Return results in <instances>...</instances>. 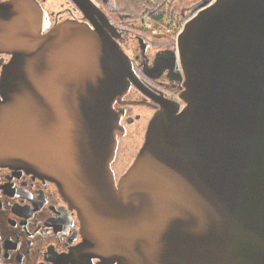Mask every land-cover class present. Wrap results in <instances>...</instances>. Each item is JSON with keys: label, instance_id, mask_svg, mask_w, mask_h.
I'll use <instances>...</instances> for the list:
<instances>
[{"label": "water", "instance_id": "95a60500", "mask_svg": "<svg viewBox=\"0 0 264 264\" xmlns=\"http://www.w3.org/2000/svg\"><path fill=\"white\" fill-rule=\"evenodd\" d=\"M19 7L4 6V17ZM24 8L30 25L15 32L0 79V166L55 182L78 210L84 239L72 255L264 264V0H212L184 23L176 43L186 105L165 103L152 117L118 187L113 102L135 80L128 55L84 22L41 34L40 7ZM58 96L60 136L54 107L42 119Z\"/></svg>", "mask_w": 264, "mask_h": 264}, {"label": "flooded vegetation", "instance_id": "af4514ba", "mask_svg": "<svg viewBox=\"0 0 264 264\" xmlns=\"http://www.w3.org/2000/svg\"><path fill=\"white\" fill-rule=\"evenodd\" d=\"M14 1H20L22 7L11 10L6 19L4 6ZM25 1L29 0H0V29L11 30L8 38L0 34V79L4 66L14 58L10 47L18 42L15 32L30 25ZM33 1L43 13L41 34L65 21L84 22L93 29L106 31L131 61L135 80L113 102L119 127L110 168L118 187L140 152L152 117L165 103L177 107L178 112L186 105L182 99L185 77L180 54L176 40L172 42L175 31L155 24L126 26L112 13L111 0ZM51 107L55 109L54 130L60 136L59 96L54 98L53 105L43 103L44 123L50 118L45 109ZM81 229L78 210L65 199L55 182L24 169L0 166V264H122L118 259L94 256L87 260L73 256L84 239Z\"/></svg>", "mask_w": 264, "mask_h": 264}, {"label": "trees", "instance_id": "16d2710c", "mask_svg": "<svg viewBox=\"0 0 264 264\" xmlns=\"http://www.w3.org/2000/svg\"><path fill=\"white\" fill-rule=\"evenodd\" d=\"M212 0H111L110 7L113 14L122 19L123 24L136 25L149 16L156 24L162 26L173 25L175 31L172 42L182 25L197 11L207 6ZM175 26V27H174Z\"/></svg>", "mask_w": 264, "mask_h": 264}, {"label": "rangeland", "instance_id": "374dc122", "mask_svg": "<svg viewBox=\"0 0 264 264\" xmlns=\"http://www.w3.org/2000/svg\"><path fill=\"white\" fill-rule=\"evenodd\" d=\"M139 23H143L144 25H146V26H150V25H152V24H155V25H159V24H156L155 23V21L151 18V17H149V16H146V17H144V18H142L140 21H139ZM139 23H137V24H139ZM160 26V25H159ZM168 28H173V25H169V26H167ZM172 30V29H171Z\"/></svg>", "mask_w": 264, "mask_h": 264}, {"label": "built area", "instance_id": "2783aa9c", "mask_svg": "<svg viewBox=\"0 0 264 264\" xmlns=\"http://www.w3.org/2000/svg\"><path fill=\"white\" fill-rule=\"evenodd\" d=\"M175 27V26H174Z\"/></svg>", "mask_w": 264, "mask_h": 264}]
</instances>
